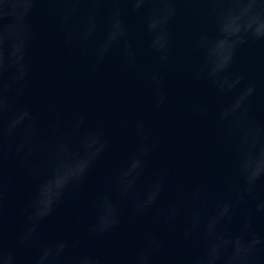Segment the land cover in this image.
Segmentation results:
<instances>
[{
	"label": "water",
	"instance_id": "water-1",
	"mask_svg": "<svg viewBox=\"0 0 264 264\" xmlns=\"http://www.w3.org/2000/svg\"><path fill=\"white\" fill-rule=\"evenodd\" d=\"M0 264H264V0H0Z\"/></svg>",
	"mask_w": 264,
	"mask_h": 264
}]
</instances>
